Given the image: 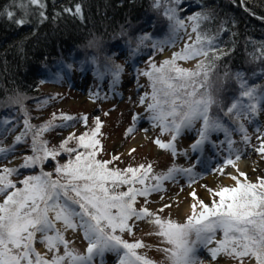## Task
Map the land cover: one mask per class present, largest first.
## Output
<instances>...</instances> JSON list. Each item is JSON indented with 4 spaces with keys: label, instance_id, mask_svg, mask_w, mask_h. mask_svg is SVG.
Returning a JSON list of instances; mask_svg holds the SVG:
<instances>
[{
    "label": "snow or ice",
    "instance_id": "snow-or-ice-1",
    "mask_svg": "<svg viewBox=\"0 0 264 264\" xmlns=\"http://www.w3.org/2000/svg\"><path fill=\"white\" fill-rule=\"evenodd\" d=\"M180 2L181 0H169L170 4ZM30 3L41 8L44 6L41 0H30ZM74 14L82 18L80 5L76 6ZM12 15V12H8L9 17ZM165 15L171 22L174 33L185 27V22L178 18L175 7L166 9ZM39 16L46 18L43 11L39 12ZM188 19L192 22V31L197 33L195 41L186 44L182 52L174 53L171 59L163 60L159 66L152 63L150 70L141 73L150 81L151 94L141 96L139 102L146 106L154 126L162 134H171L168 142L155 139L154 143L160 149L170 150L172 155L177 154L174 141L181 130L191 127L195 121H202L197 145L207 139L209 131H224L226 134L229 131L219 120L210 116L213 102L196 98L199 93V78L203 76L206 81L209 71L216 66L215 61L225 54L223 51L217 54L214 37H207L199 31L201 25L211 19V13H195ZM25 22L17 21L20 25ZM147 38V35L141 37V42ZM261 47L264 48V44ZM210 53L211 61L205 63V60H201L195 70L182 68L176 63L177 60L195 56L207 59ZM120 71L117 66V70L112 73L113 79H119ZM237 78L242 80V90L239 98L227 109V114L235 121L250 119L259 110L261 101H264V89L248 86L240 74H237ZM244 98H247V102ZM15 103L23 104L19 101ZM185 107L187 110L181 112ZM61 119L69 122L75 118L64 115ZM83 119L87 121V117ZM10 123L6 119L0 120V129L8 131L7 125ZM24 123L25 131L14 138V145L22 142L32 129L27 119ZM65 126L67 125H54L50 122L35 131L31 145L33 154L25 155L19 166L35 168L43 165L50 157L55 159L62 153H68L70 158L62 165L57 164L55 168L56 179L52 178V173L41 168L39 174L28 175L20 181L23 187L18 188L10 179L13 174H18V168L4 167L0 171V194L4 195L3 202L0 203V264H92L94 256L102 257L105 251L120 248L123 249V255L120 256L119 264H152L151 260L137 254L136 249L142 247L139 241L128 243L116 234L117 230L131 232L129 221L133 217L136 220L152 217L151 223L158 228L156 234L173 246L163 251L170 254L174 264H195V257L189 254L197 243L203 244L214 260L218 254L224 253L237 258H254L255 264H264V179H260L258 184L240 183L233 176L235 187H223L215 193L219 202H213L209 206L198 199L190 206L191 214L183 223L162 219L147 207L137 210L134 206L137 197L147 198L151 193L161 191L163 181L173 180L175 173L190 172L191 169L172 167L162 175L150 176V166L128 167L123 171L110 168L111 161L96 158L100 147V140L96 138L101 128L99 118L90 134L84 133L79 137L70 135L60 143L58 149L49 148L47 141L42 139V134L49 127ZM239 131L245 132L243 124L239 125ZM73 139L76 140V147H68L69 140ZM244 139H248L246 133ZM80 148L84 151H79ZM10 151L11 147H0V155H6ZM257 151L264 154V144ZM227 162L233 163L232 160ZM240 176L245 174L241 172ZM121 185H129L127 191H119ZM190 195L196 198L198 194L192 192ZM57 221L62 222L65 231H75L77 227L83 231L84 238L88 241L86 254L74 253L69 249L68 242L56 227ZM218 232L222 233L221 239H217ZM188 233H194L195 237L191 241V248L184 239ZM38 234L40 242L45 243L49 249L63 245L64 255H55L48 261L36 253L33 243ZM214 241L216 246L208 247ZM178 249L182 252L178 253Z\"/></svg>",
    "mask_w": 264,
    "mask_h": 264
},
{
    "label": "trees",
    "instance_id": "trees-1",
    "mask_svg": "<svg viewBox=\"0 0 264 264\" xmlns=\"http://www.w3.org/2000/svg\"><path fill=\"white\" fill-rule=\"evenodd\" d=\"M41 3L44 5L43 8L39 5H31L30 0H0V120L11 121L7 125L8 131L0 129V140L16 126L25 124L27 119L32 129L24 136L20 145L27 144L31 147L33 133L41 126L49 124L46 120L36 122L39 117L36 112L47 108L54 101L53 95L44 92L42 85L45 82L58 81L64 74L69 76L75 68L81 70L83 74L93 71L92 65L81 63L83 53L76 49L77 44L93 34H99L104 39L119 37L107 42V54L115 55L119 51H124L126 55L133 52L138 55H149L151 49L159 44H166L173 36L171 22L165 15V10L169 7L177 9L179 19H183L186 13L189 15L211 13V19L205 21L199 31L207 37H214L217 54L221 51L225 54L215 61L216 66L209 71L211 78L216 82L214 94L217 99V103L210 108V116L219 120L229 131L233 128L232 124L239 129L242 118L235 121L227 114L228 107L239 98L242 90V80L237 78V74L246 80L248 86L264 89V54H262L264 48L261 47L264 44V0H181L179 4H170L169 0H41ZM77 5L81 7L82 18L74 14ZM40 11L45 13V19L39 16ZM8 12L13 13L12 17L8 16ZM19 20L26 22L20 25L17 23ZM148 26L150 30L146 31ZM145 35L148 38L141 42V37ZM211 59L210 53L207 59L203 57L190 68L179 66L195 70L201 60L208 63ZM203 90L204 78L201 76L198 92ZM14 92L25 94L22 105H9L5 102ZM244 99L247 102V98ZM54 115L56 118L64 115L74 117L69 111H65L64 114L59 111ZM55 119H53L54 125H62L63 122ZM96 119H92L91 124L89 123L91 129L88 131L89 134L95 128ZM102 122L96 137L100 140L96 158L111 161L110 168L123 171L130 166V162H127L129 157L117 155V159H113L115 156H106L101 139ZM66 125L69 127L72 123L67 122ZM58 129L61 127H49L42 134V139L47 141L49 148L58 149L62 142L54 144L49 136ZM71 136L79 137L72 134ZM67 146L75 148L76 140H69ZM7 147L12 148L9 152L12 153L17 144ZM79 151L84 149L80 148ZM32 154L31 148V153L28 155ZM62 154L67 156L62 162L64 164L70 156L68 153ZM6 155L0 156L3 158ZM50 159L52 158L44 163L46 164ZM19 166L9 167L19 169L18 174L10 177L18 188L23 187L20 181L26 176L39 174L41 168L43 169V165L36 166L37 170L36 167L19 168ZM55 168L43 171L52 173V178L56 179ZM20 175H23V178L15 181L14 176ZM128 187L129 185H121L118 190L127 191ZM134 206L136 207V204ZM117 235L121 234L117 233ZM121 238L128 243L137 242L127 240L123 236ZM138 255L147 259L144 254L138 253Z\"/></svg>",
    "mask_w": 264,
    "mask_h": 264
},
{
    "label": "rangeland",
    "instance_id": "rangeland-1",
    "mask_svg": "<svg viewBox=\"0 0 264 264\" xmlns=\"http://www.w3.org/2000/svg\"><path fill=\"white\" fill-rule=\"evenodd\" d=\"M185 19V27L178 30L174 38L173 45L182 37L185 42L179 48L169 55H165V51L171 47L164 46L159 49L157 46L153 52L151 62L160 64L165 59H170L172 55L179 52L186 44H189L194 39L192 31V22L188 17ZM185 15V16H186ZM148 26L145 30L148 31ZM123 58V59H122ZM123 64L124 70L120 82H116L113 77L107 78L105 82L96 83V77L89 74L82 75L81 70H75L71 78L61 77L55 82H45L42 87L44 92H49L53 95L54 101L45 109L38 110L39 115L36 122L54 124L55 113L69 111L73 113L75 119L69 121L72 123L69 127H61L51 133L50 139L54 144H58L69 137V135L80 136L82 133H88L90 129V121L99 118L103 123L102 127V142L104 143V152L107 157L120 155L121 157H129L127 162H130L129 167H138L144 165L151 167L152 175H162L169 168L191 169L190 172H177L175 179L162 182V190L151 193L147 198L140 197L136 200V208L147 207L155 216L162 219H171L177 222H184L188 215L191 214V205L196 203L198 199L203 200L211 206L213 202H219V197L215 195L223 187H235L236 181L232 179L237 173V180L244 183H258L260 179H264V154L257 149L264 144V101L256 114H254L249 122L243 118L241 122H245V132L242 134L238 131L233 133L231 145L222 140L218 135L212 136L214 145L210 147L204 143L197 141L191 144L193 136L186 134L187 127L181 130L174 144L177 149V154L172 155L170 150L160 149L155 143V139L166 141L171 138L169 133H161L157 126L149 119V113L146 106L139 102L141 96H150L151 88L149 80L146 76L141 75L142 72L148 70V62H142L140 69L135 72H128L129 59H124L122 53L116 56ZM197 61V56L191 59L178 60L177 64L185 68L193 66ZM77 69V68H75ZM66 114V113H65ZM87 117V121L83 119ZM135 117V120L133 119ZM50 119V121H48ZM62 123L67 122L56 118ZM55 119V120H56ZM53 120V121H52ZM57 121V120H56ZM35 122V123H36ZM60 123V124H61ZM90 123V124H89ZM93 125V122H92ZM91 125V127H92ZM194 128L199 127L198 123L192 125ZM131 129V131H129ZM25 131V124L16 126L9 134L0 140V147L10 146L14 144V138ZM248 139H244V135ZM230 141V140H229ZM193 145H197L193 147ZM31 153V147L27 144L20 145L12 153L5 157L0 156V171L4 165L9 167L19 166L23 163V157ZM64 154L57 156L55 159H50L46 164H43V170H54L57 164H61L66 158ZM256 158L259 162L257 167H251L245 170L240 165L242 161H248L251 158ZM232 160L229 164L227 161ZM37 170V167L35 168ZM232 174H230V173ZM245 176H240V173ZM236 175V174H235ZM23 178V175L14 176V180L18 181ZM154 183L155 181H146ZM140 185H137L139 187ZM196 192L198 195L193 198L190 193ZM4 195L0 194V203L3 202ZM163 209V211H161ZM78 210V207H77ZM199 210V209H198ZM152 217H146L142 220L135 218L129 222L131 232H117L127 240L139 241L142 247L137 249V252L144 254L151 260L159 264L165 259V251L163 249L170 248L163 237L157 235L158 228L151 223ZM56 227L59 229L64 239L68 242L70 250L81 255L86 254L88 241L84 238L83 231L77 227L75 231L68 229L64 230L62 222L57 221ZM116 233V234H117ZM217 239H221V233H217ZM215 241L208 247H215ZM35 250L40 254H45V258L51 260L55 255H64L63 245L56 249H49L45 243L40 242V236L37 235L35 240ZM106 255V264H119L120 253ZM193 255L202 258L203 262L208 260L211 264H236L239 262H252V258H237L220 253L214 260L211 257L208 249L203 244L197 243L194 246ZM101 256H94L96 261ZM34 259V258H33ZM67 264V262H65Z\"/></svg>",
    "mask_w": 264,
    "mask_h": 264
},
{
    "label": "clouds",
    "instance_id": "clouds-1",
    "mask_svg": "<svg viewBox=\"0 0 264 264\" xmlns=\"http://www.w3.org/2000/svg\"><path fill=\"white\" fill-rule=\"evenodd\" d=\"M119 37H115L116 39ZM113 39H104L99 34H93L87 37L83 42L76 45V49L83 53L81 57V63H88L92 65L93 71L97 76H102L104 74H108L112 76V73L117 70V66L120 67V74L124 70V65L114 59V54L109 55L106 52V44L108 41ZM126 45L129 48L127 41H125ZM138 51V50H137ZM216 87V82L211 78V72L208 74V79L204 81V90L199 92L197 95V99L204 98L209 99L213 102V104L217 103L216 96L214 94V89ZM25 94L22 92H14L9 97L6 98V103L9 105H13L16 101L20 103H24ZM187 107L181 109V112L186 111ZM179 120V116L177 117ZM199 121H195L197 123ZM183 223V222H178ZM194 233H188L185 236V241L187 242L188 247H193L191 241L194 239ZM171 247H173L171 245ZM178 253L182 252V250H177ZM194 251V249H193ZM193 251L189 254L191 257H195L193 255ZM159 264H174V260L170 258L169 253H165V259L160 261ZM195 264H203L202 258L195 257Z\"/></svg>",
    "mask_w": 264,
    "mask_h": 264
},
{
    "label": "bare ground",
    "instance_id": "bare-ground-1",
    "mask_svg": "<svg viewBox=\"0 0 264 264\" xmlns=\"http://www.w3.org/2000/svg\"><path fill=\"white\" fill-rule=\"evenodd\" d=\"M181 36L182 37H179L178 38V40L175 42V44L173 45V47H171V48H169V49H167L165 51V55H169L170 53L174 52L177 48H179V47H181L183 45V43L185 42L186 39L185 40L182 39V38H184V34L183 35L181 34ZM115 55L118 56L119 53H117ZM197 123L199 124V127L194 128L193 126H191L190 129L185 130V133L186 134H188V135L191 134L193 136L192 138H194V139H192L191 144L192 143H195L200 138L199 137V129L202 126V121H199ZM258 163L259 162L257 161V159L253 157V158H251L248 161L245 160V161L240 162V165L243 166V168L245 170H248V169H250L253 166L255 168H260V166L257 167V164ZM230 174H232V173H230ZM235 174L233 176H235L237 178V173H235ZM203 264H211V262H209L208 260H206V261L203 262Z\"/></svg>",
    "mask_w": 264,
    "mask_h": 264
}]
</instances>
